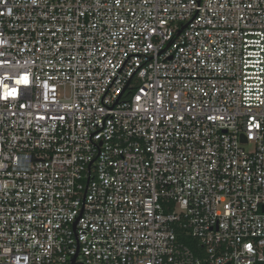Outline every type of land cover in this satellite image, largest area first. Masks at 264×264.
<instances>
[{"label":"built area","instance_id":"2783aa9c","mask_svg":"<svg viewBox=\"0 0 264 264\" xmlns=\"http://www.w3.org/2000/svg\"><path fill=\"white\" fill-rule=\"evenodd\" d=\"M264 0H0V264H264Z\"/></svg>","mask_w":264,"mask_h":264},{"label":"water","instance_id":"95a60500","mask_svg":"<svg viewBox=\"0 0 264 264\" xmlns=\"http://www.w3.org/2000/svg\"><path fill=\"white\" fill-rule=\"evenodd\" d=\"M263 212H264V207L262 208Z\"/></svg>","mask_w":264,"mask_h":264}]
</instances>
